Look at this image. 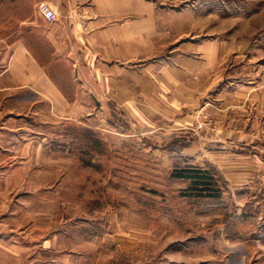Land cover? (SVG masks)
<instances>
[{
    "label": "crops",
    "instance_id": "1",
    "mask_svg": "<svg viewBox=\"0 0 264 264\" xmlns=\"http://www.w3.org/2000/svg\"><path fill=\"white\" fill-rule=\"evenodd\" d=\"M40 1L50 3L55 21L38 11ZM0 8V212L2 182L17 173L18 181L24 179L19 170L32 156L23 149H39L43 129L60 132L66 121H78L102 133L109 120L112 134L144 137L161 120L186 136L182 129L206 109L221 126L191 129L183 152L218 165L235 211L212 237L228 245V261L207 264L246 263L242 247H260L257 229L264 223L243 227L252 211L264 218V89L257 71L243 78L240 67L258 59L243 52L232 64L227 42L183 39L168 20L181 13L166 0H0ZM127 123L136 134L123 133L130 131ZM8 136L20 141L21 152L8 149ZM72 222L78 228L73 236ZM30 223V229L5 232L0 220V264H103L100 252L83 247L99 240L80 228L85 222L62 217ZM163 258L176 261L168 252Z\"/></svg>",
    "mask_w": 264,
    "mask_h": 264
},
{
    "label": "rangeland",
    "instance_id": "2",
    "mask_svg": "<svg viewBox=\"0 0 264 264\" xmlns=\"http://www.w3.org/2000/svg\"><path fill=\"white\" fill-rule=\"evenodd\" d=\"M166 2L181 13V17L168 20L182 30L183 39L227 42L232 64H239L243 52L253 54L258 64L244 63L241 76L257 71L261 78L258 86L264 89V0ZM0 13L2 18V8ZM205 92L206 89L200 90V98ZM205 116L207 121L199 128L198 123ZM215 117L206 109L195 112L192 125L182 129L186 136L161 120L151 125L144 137L112 134L108 131L113 126L109 120L102 122L106 130L102 133L82 127L78 121H66L60 132L43 129L39 149H23L22 154L32 156V163H24L19 170L24 179L18 181L17 173L15 179L2 182V231L8 232L10 227L30 229L32 221H57L63 217L85 222L87 226L81 224L80 228L87 236L99 238L97 246L94 241L83 247L89 252H100L103 264H180L176 262L178 258L184 264H207L217 259L227 262L228 245L222 237H214L215 241L212 237L219 230L216 228L230 221L235 213L230 190L224 197L227 208L198 205L183 195L188 183L171 177L173 158L185 156L183 151L190 145L191 129L204 131L221 126L220 117ZM86 121L95 123L94 118ZM134 128L128 124L130 131L123 133L136 134ZM174 141L173 149L170 145ZM5 144L12 149L20 141L8 136ZM18 150L21 152L20 147ZM198 161L203 164L206 160ZM5 165V170H9L14 162ZM257 214L252 211V216L243 220V227L264 222ZM70 231L71 236L78 231L73 222ZM259 231L260 247L246 244L247 248L242 247L248 254L246 263L237 260L231 264H264V223ZM227 233L225 227L224 235ZM165 252L176 257V261L162 260Z\"/></svg>",
    "mask_w": 264,
    "mask_h": 264
},
{
    "label": "trees",
    "instance_id": "3",
    "mask_svg": "<svg viewBox=\"0 0 264 264\" xmlns=\"http://www.w3.org/2000/svg\"><path fill=\"white\" fill-rule=\"evenodd\" d=\"M175 143L174 141L170 148H173ZM183 156L173 158L175 165L171 173L173 179H180L188 183L183 195L198 205L227 208L229 204L225 201L224 193L229 189L228 181L218 165L208 160L202 164L196 157ZM229 229L228 226V232Z\"/></svg>",
    "mask_w": 264,
    "mask_h": 264
},
{
    "label": "built area",
    "instance_id": "4",
    "mask_svg": "<svg viewBox=\"0 0 264 264\" xmlns=\"http://www.w3.org/2000/svg\"><path fill=\"white\" fill-rule=\"evenodd\" d=\"M37 8H38V11L41 12L49 21L53 22L57 19L54 9L50 5V3H48L47 1H40L38 3ZM206 121H207V116H205L204 121L198 123L199 124L198 127L202 128Z\"/></svg>",
    "mask_w": 264,
    "mask_h": 264
}]
</instances>
